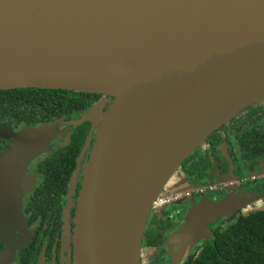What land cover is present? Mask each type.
Returning a JSON list of instances; mask_svg holds the SVG:
<instances>
[{"label":"water","instance_id":"1","mask_svg":"<svg viewBox=\"0 0 264 264\" xmlns=\"http://www.w3.org/2000/svg\"><path fill=\"white\" fill-rule=\"evenodd\" d=\"M18 88L113 98L107 112L93 110L76 264H141L151 210L182 163L264 101V0H0V90ZM53 136L52 126L27 128L0 152V240L26 226L18 174ZM251 200L235 193L194 207L166 241L173 263Z\"/></svg>","mask_w":264,"mask_h":264},{"label":"flooded vegetation","instance_id":"2","mask_svg":"<svg viewBox=\"0 0 264 264\" xmlns=\"http://www.w3.org/2000/svg\"><path fill=\"white\" fill-rule=\"evenodd\" d=\"M50 97L56 103L55 113L43 105L36 110L26 107L24 112L14 107L9 110L5 107L7 101H0V126L9 132L7 138L0 137V152L12 145L15 133L24 129L54 128L47 148L18 174L19 182L26 178L18 192L26 226L8 240H0V254L10 247L13 250L9 264H76L77 203L99 129L93 110L98 107L99 114L107 112L113 98L72 90L60 94V98ZM251 107L255 113L243 117L239 114V119L234 118L238 123L224 124L214 131L212 139L196 148L195 156L164 187L144 232L141 264H174L166 241L204 200L217 202L235 193L252 197L232 216L209 225L210 230L224 220L264 211V206L250 211L255 202L264 205V106ZM177 175H185L186 180H176ZM183 184L186 188L181 190ZM160 230L162 243L151 245ZM201 242L192 250L189 246L179 264H186Z\"/></svg>","mask_w":264,"mask_h":264},{"label":"trees","instance_id":"3","mask_svg":"<svg viewBox=\"0 0 264 264\" xmlns=\"http://www.w3.org/2000/svg\"><path fill=\"white\" fill-rule=\"evenodd\" d=\"M66 92L67 90L41 88L0 90V93H2L0 101H7L5 107H8L9 110L10 107H14L16 111L24 112L26 107L36 110L39 105H43L55 113L57 111L56 103L50 96L56 99L55 97L60 98V94H65ZM252 106L263 107L264 101ZM246 108L243 109L242 113H240L241 110L234 118L239 119V114L242 117L245 114L248 116L254 111L253 107ZM234 118L226 124L232 123L234 125L238 123H235L236 119ZM244 121L242 122L244 123ZM213 135V133L210 134L207 139L211 140ZM195 153L196 149L182 163V168L185 167L188 160L195 156ZM210 235L213 237L204 239L194 253L190 255L186 264H264V211L254 212L248 216L240 215L228 226L221 224L214 226ZM154 239L156 240L154 241ZM154 239L151 245L158 246L162 243V230L158 231Z\"/></svg>","mask_w":264,"mask_h":264},{"label":"rangeland","instance_id":"4","mask_svg":"<svg viewBox=\"0 0 264 264\" xmlns=\"http://www.w3.org/2000/svg\"><path fill=\"white\" fill-rule=\"evenodd\" d=\"M175 175H176V174H175ZM175 175H174V176H175ZM174 176H173V177H174ZM173 177H172V181H173ZM174 178H175V177H174ZM177 179H179V181H181V180L183 181V180H186V176H185V175H181V176L177 175L176 180H177ZM176 180H175V181H176ZM172 181H171V182H172ZM182 181H181V182H182ZM169 182H170V181H169ZM168 184H169V183H168ZM168 184H167V185H168ZM188 187L192 188L191 185H188ZM185 188H186V184H183L181 190H184ZM18 192H19V191H18ZM17 196H18V193H17ZM19 202H20V197L18 196V201H17V203L19 204ZM180 202H182V201H180ZM261 204H262L261 202H259V203H258V202H255V203L252 205V209H251L250 211H256V210L259 209V208H263L264 205H261ZM235 220H236V218H233V219H230V220H227V221L224 220V221H222V225H223V226H226V225L228 226V225L232 224ZM210 234H211V230H210V228H208L207 231H205V232L202 234V236H201L197 241H195V242L191 245V247H190L189 249L192 250L193 247L196 246L198 243H200L202 240L207 239V238H210V236H211Z\"/></svg>","mask_w":264,"mask_h":264}]
</instances>
